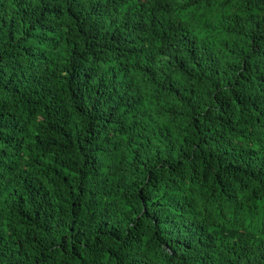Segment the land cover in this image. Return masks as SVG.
Instances as JSON below:
<instances>
[{"label": "trees", "instance_id": "16d2710c", "mask_svg": "<svg viewBox=\"0 0 264 264\" xmlns=\"http://www.w3.org/2000/svg\"><path fill=\"white\" fill-rule=\"evenodd\" d=\"M0 264H264V0H0Z\"/></svg>", "mask_w": 264, "mask_h": 264}, {"label": "clouds", "instance_id": "9594fccd", "mask_svg": "<svg viewBox=\"0 0 264 264\" xmlns=\"http://www.w3.org/2000/svg\"><path fill=\"white\" fill-rule=\"evenodd\" d=\"M156 27L153 28V30H151L150 34L152 36V40L150 43H148L147 45H153L155 43L158 42H162V41H166L168 40L167 36L168 33L165 29H163L162 27H159V29H155Z\"/></svg>", "mask_w": 264, "mask_h": 264}]
</instances>
